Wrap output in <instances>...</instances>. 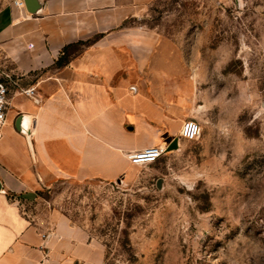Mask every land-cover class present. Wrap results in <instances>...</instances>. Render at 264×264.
<instances>
[{
    "label": "rangeland",
    "instance_id": "1",
    "mask_svg": "<svg viewBox=\"0 0 264 264\" xmlns=\"http://www.w3.org/2000/svg\"><path fill=\"white\" fill-rule=\"evenodd\" d=\"M128 23L147 80L183 98L201 139L40 196L90 230L102 264H264V0H137Z\"/></svg>",
    "mask_w": 264,
    "mask_h": 264
},
{
    "label": "crops",
    "instance_id": "2",
    "mask_svg": "<svg viewBox=\"0 0 264 264\" xmlns=\"http://www.w3.org/2000/svg\"><path fill=\"white\" fill-rule=\"evenodd\" d=\"M136 5L45 0L41 15L16 0L0 7V69L18 79L0 136V264H102L98 239L40 193L61 178L127 177L128 153L181 139L183 98L147 80L148 53H137L128 23ZM30 87L35 98L22 93Z\"/></svg>",
    "mask_w": 264,
    "mask_h": 264
},
{
    "label": "built area",
    "instance_id": "3",
    "mask_svg": "<svg viewBox=\"0 0 264 264\" xmlns=\"http://www.w3.org/2000/svg\"><path fill=\"white\" fill-rule=\"evenodd\" d=\"M16 3L21 7L24 6L23 0H16ZM17 84L18 79L16 76L0 69V136L1 130L7 121V110L10 106V91L11 88ZM22 93L32 98L36 97V90L33 87L23 89ZM178 133L181 139L188 141H199L203 134V127L197 119L188 118L183 122ZM165 150L166 147H164L162 144L147 146L128 153V160H130L131 163L135 165L154 163L162 157ZM46 236V234H43L44 238Z\"/></svg>",
    "mask_w": 264,
    "mask_h": 264
},
{
    "label": "water",
    "instance_id": "4",
    "mask_svg": "<svg viewBox=\"0 0 264 264\" xmlns=\"http://www.w3.org/2000/svg\"><path fill=\"white\" fill-rule=\"evenodd\" d=\"M24 2V7L26 10L35 15H41L44 13V7L45 6V0H23ZM26 132V131H25ZM27 133V132H26ZM171 139L168 140L170 142ZM177 140H174L172 143L173 148L177 145ZM121 181V180H119Z\"/></svg>",
    "mask_w": 264,
    "mask_h": 264
},
{
    "label": "trees",
    "instance_id": "5",
    "mask_svg": "<svg viewBox=\"0 0 264 264\" xmlns=\"http://www.w3.org/2000/svg\"><path fill=\"white\" fill-rule=\"evenodd\" d=\"M87 42H89V41H82V42H80V44H82V43H87ZM65 53H66V50L64 51ZM66 56L65 55H63L62 57H60V59L58 60V65H64L65 63H66V61H67V58H65Z\"/></svg>",
    "mask_w": 264,
    "mask_h": 264
}]
</instances>
